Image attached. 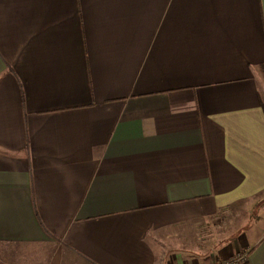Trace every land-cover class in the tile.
<instances>
[{
	"label": "crops",
	"instance_id": "obj_1",
	"mask_svg": "<svg viewBox=\"0 0 264 264\" xmlns=\"http://www.w3.org/2000/svg\"><path fill=\"white\" fill-rule=\"evenodd\" d=\"M241 202L195 264H264V0H0V264H172Z\"/></svg>",
	"mask_w": 264,
	"mask_h": 264
},
{
	"label": "rangeland",
	"instance_id": "obj_2",
	"mask_svg": "<svg viewBox=\"0 0 264 264\" xmlns=\"http://www.w3.org/2000/svg\"><path fill=\"white\" fill-rule=\"evenodd\" d=\"M251 212L252 208L247 202H241L228 208L222 215H220L209 225V228H198L193 230L192 232H189L190 234L188 233L185 235V238L187 240H184L180 236L181 241H176L177 246L176 244H174L173 246H170L163 250L166 257L168 255L167 260L171 261L172 264H182L181 262L183 260L187 261L188 264H195L196 261L193 260V256L207 255L208 250V256L212 254V256L210 257H214V252L212 250L214 246H217L224 240L226 241L229 237L233 238V235L239 228H246L252 222H254L255 217H252ZM182 241H184V243L186 241V244L182 245V243H180ZM222 247L223 246H219V248ZM187 254L188 257H190V255L191 257L188 258L183 256ZM234 254L235 253L231 255L233 256ZM231 255H229V257ZM175 257L178 258L176 259ZM212 263L213 262H211L210 264Z\"/></svg>",
	"mask_w": 264,
	"mask_h": 264
},
{
	"label": "built area",
	"instance_id": "obj_3",
	"mask_svg": "<svg viewBox=\"0 0 264 264\" xmlns=\"http://www.w3.org/2000/svg\"><path fill=\"white\" fill-rule=\"evenodd\" d=\"M247 260L246 252H238L237 254L229 257L228 259L215 261L212 264H243Z\"/></svg>",
	"mask_w": 264,
	"mask_h": 264
}]
</instances>
